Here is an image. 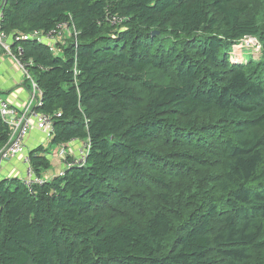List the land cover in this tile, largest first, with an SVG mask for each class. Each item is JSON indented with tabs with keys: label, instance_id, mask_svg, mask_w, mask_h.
I'll return each mask as SVG.
<instances>
[{
	"label": "trees",
	"instance_id": "1",
	"mask_svg": "<svg viewBox=\"0 0 264 264\" xmlns=\"http://www.w3.org/2000/svg\"><path fill=\"white\" fill-rule=\"evenodd\" d=\"M4 12L8 34L69 22L76 35L54 52L21 43L53 132L28 154L41 185L0 181V264H264V0H8ZM249 40L262 59L232 63ZM10 134L0 117V150ZM75 142L89 145L84 166L71 165ZM53 147L65 169L49 177Z\"/></svg>",
	"mask_w": 264,
	"mask_h": 264
},
{
	"label": "built area",
	"instance_id": "2",
	"mask_svg": "<svg viewBox=\"0 0 264 264\" xmlns=\"http://www.w3.org/2000/svg\"><path fill=\"white\" fill-rule=\"evenodd\" d=\"M5 0H0V46L3 50L10 54L14 55L13 45L7 42V36L5 31L3 30V22H4V14L2 11V2ZM122 21V18L113 16L109 19L110 24L116 26L118 23ZM71 28L69 22L62 23L58 25L53 31L48 32L47 34H41L39 32H35L34 34H18L19 36L16 38L17 41L25 40V41H43V40H56L60 43H63L65 40L66 33ZM253 40H249L247 42H251ZM19 56H23V50H18ZM17 58V57H16ZM17 62L20 63V60L17 59ZM27 73V72H26ZM41 97V92L38 86L33 83V90L30 95V99L24 109L17 113L10 109L9 105L5 102H1L0 104V114L4 121H6L10 127V140L8 144L0 150V168L1 163L10 158H14L20 154H23L25 149V141L28 137L31 128H33L36 123L37 127L40 130L51 131L52 130V119L51 117L40 114L35 111V107L39 105V98ZM86 164V156L82 154L80 160V166H84ZM29 176H32L33 170L29 168L27 170Z\"/></svg>",
	"mask_w": 264,
	"mask_h": 264
},
{
	"label": "crops",
	"instance_id": "3",
	"mask_svg": "<svg viewBox=\"0 0 264 264\" xmlns=\"http://www.w3.org/2000/svg\"><path fill=\"white\" fill-rule=\"evenodd\" d=\"M0 49V100L8 101L9 105L13 109L21 112L29 100L30 89L27 82L28 79L23 75L22 70L19 68L16 62L11 57L4 54L1 47ZM50 141L51 134L48 131L40 130L35 123L26 140L25 154H29L32 150L40 146H47L46 144L48 142L50 143ZM75 143L70 145V147H73V151L80 146V142ZM77 143L79 146H77ZM4 163H7V165L4 168L2 167L0 171V177L21 178L25 173V165L23 163L22 155L11 158ZM59 165L60 169L58 171L54 172L53 174L51 172V174L47 173L46 176L51 177L52 175H56L59 173V171L65 169V166L62 163Z\"/></svg>",
	"mask_w": 264,
	"mask_h": 264
},
{
	"label": "bare ground",
	"instance_id": "4",
	"mask_svg": "<svg viewBox=\"0 0 264 264\" xmlns=\"http://www.w3.org/2000/svg\"><path fill=\"white\" fill-rule=\"evenodd\" d=\"M10 1H12V0H10ZM8 3V0H5L4 2H2V11H3V14H4V20H5V12H4V7H5V5ZM116 17H119V18H121L120 16H118V15H115ZM71 29H69V33L68 34H70V36H75L76 35V33H74L73 35H72V33L74 32V30H71ZM72 32V33H71ZM5 34H6V36H7V42H9L10 44H12V45H17V48H16V50H15V52H14V55H10V54H8V53H5L7 56H9V57H11L15 62H16V64L19 66V68L22 70V72H23V75L28 79V81L30 82V85H31V90H30V95H31V93H32V90H33V83H35L37 86H38V88H39V90H40V92H41V97H42V91H41V89H40V87H39V85L37 84V82L33 79V77L31 76V73H30V67H32L34 64H33V61H28V60H25V48H24V46H22L21 45V43H22V41H24V40H20V41H17L16 40V38L19 36V35H16V34H8V33H6L5 32ZM40 42H45V43H47V44H50L51 45V51H55L56 50V46H55V43H57L58 41H56V40H43V41H40ZM1 47V46H0ZM2 48V47H1ZM3 49V48H2ZM19 49H22L23 50V56H19V53H18V50ZM5 52V51H4ZM17 57V58H16ZM17 59H19L20 60V63H18L17 62ZM27 72V73H26ZM30 95H29V99H30ZM41 97L39 98V105L38 106H40L41 105ZM29 101V100H28ZM1 102H5V103H7L8 105H9V103H8V101H5V100H0V104H1ZM38 106H36L35 107V111L36 112H38V113H40L38 110H37V108H38ZM9 107H10V109L11 110H13V111H15V112H17V113H19V111H16L15 109H13L10 105H9ZM40 114H42V113H40ZM44 115H47V114H44ZM47 116H49V117H51L50 115H47ZM0 117H1V114H0ZM2 118V117H1ZM51 119H52V117H51ZM4 121V120H3ZM6 124H8L6 121H4ZM53 123V122H52ZM9 126V125H8ZM31 130H32V128H31ZM31 130H30V132H31ZM50 134L53 132V125H52V130L51 131H48ZM10 133H11V131H10ZM30 134V133H29ZM29 136V135H28ZM28 138V137H27ZM27 138H26V140H27ZM8 144V143H7ZM6 144V145H7ZM25 144H26V141H25ZM5 145V146H6ZM4 146V147H5ZM3 147V148H4ZM2 148V149H3ZM88 148H89V145H84V147L82 148L83 150L82 151H80V152H77L76 154H75V158H74V160H73V162H72V166H80V160H81V156H82V154L83 155H87V151H88ZM1 149V150H2ZM62 153H61V155L63 156V154L65 153V152H63V151H61ZM20 155H22L23 156V163H24V165H25V177H24V179H23V183L25 184V186H27V188L29 189V190H32V188H33V186H35V185H41L42 183H43V181L41 180V179H38L36 176H35V174H33L32 176H29L28 175V173H27V170L29 169V168H31L32 169V167H31V165H30V159H29V155L26 153L25 154V149H24V152H23V154H20ZM20 155H18V156H20ZM17 157V156H16ZM11 159V158H10ZM9 160V159H8ZM5 161H7V160H5ZM5 161H3L2 163H1V168H0V171H1V169H2V167H3V163L5 162ZM26 167H27V169H26ZM33 170V169H32ZM34 173V172H33ZM62 174V173H61Z\"/></svg>",
	"mask_w": 264,
	"mask_h": 264
},
{
	"label": "rangeland",
	"instance_id": "5",
	"mask_svg": "<svg viewBox=\"0 0 264 264\" xmlns=\"http://www.w3.org/2000/svg\"><path fill=\"white\" fill-rule=\"evenodd\" d=\"M67 37L65 36V39ZM69 39H66V41H64V43H66ZM1 50V49H0ZM231 56H232V60L231 62L232 63H239V64H242V63H248L250 61H260L262 59V56H263V53L261 51V47L257 45V42L256 41H251V42H246V43H240L239 45H237L235 48L233 47V49H231V52H230ZM76 144V143H75ZM78 144V143H77ZM80 144V146H79ZM77 146H79L76 150L73 151V147H70L69 148V151L70 153H77V152H80L82 151L85 143H79ZM47 146L50 145V143L48 142L46 144ZM45 146V147H47ZM61 151L60 149H58V147H53L50 149V160L52 161L53 163V166H52V169H51V173L53 174L54 172L58 171L60 169V163H63V157L61 155ZM60 162V163H58ZM172 162V161H170ZM7 165V163H4L3 164V168ZM59 166V167H58ZM27 169V167H26ZM60 172V171H59ZM25 177V173L23 174V176L20 178V179H24ZM4 177H1L0 178V181L3 180Z\"/></svg>",
	"mask_w": 264,
	"mask_h": 264
},
{
	"label": "water",
	"instance_id": "6",
	"mask_svg": "<svg viewBox=\"0 0 264 264\" xmlns=\"http://www.w3.org/2000/svg\"><path fill=\"white\" fill-rule=\"evenodd\" d=\"M156 35H159V32H153L152 33V36H156Z\"/></svg>",
	"mask_w": 264,
	"mask_h": 264
}]
</instances>
